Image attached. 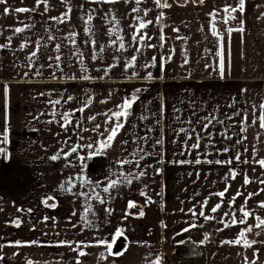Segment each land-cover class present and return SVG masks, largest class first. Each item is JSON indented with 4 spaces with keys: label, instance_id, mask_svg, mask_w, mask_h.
Listing matches in <instances>:
<instances>
[{
    "label": "crops",
    "instance_id": "crops-1",
    "mask_svg": "<svg viewBox=\"0 0 264 264\" xmlns=\"http://www.w3.org/2000/svg\"><path fill=\"white\" fill-rule=\"evenodd\" d=\"M166 2L170 7H157L155 0H48L47 9L37 0L0 3V246L13 250L3 255L9 264H245V257L264 264V240L247 248L222 243L256 225V217L264 219V167L257 163L264 159L258 119L264 104V0H244V10L231 14L233 24L216 29L220 36L212 35L210 14L222 21L225 6L236 7L239 0ZM69 8L63 23L51 19ZM89 14L93 20L86 25ZM136 17L152 21L140 30L142 42L132 40ZM24 25L29 27L23 32L14 31ZM111 28L116 32L109 35ZM134 93L111 146L90 155L114 126L108 115ZM55 100L61 103H49ZM65 112L71 122L62 127ZM88 143L94 147L65 155ZM53 155L59 158L53 161ZM129 173L139 178L122 182ZM110 180L121 183L105 193ZM129 201L136 207L129 209ZM241 206L252 215L231 224L224 213L239 220ZM190 224L197 227L183 232ZM117 228L123 230L119 238Z\"/></svg>",
    "mask_w": 264,
    "mask_h": 264
},
{
    "label": "snow or ice",
    "instance_id": "snow-or-ice-1",
    "mask_svg": "<svg viewBox=\"0 0 264 264\" xmlns=\"http://www.w3.org/2000/svg\"><path fill=\"white\" fill-rule=\"evenodd\" d=\"M6 0H0V3H5ZM103 2H107V3H112V2H115V0H103ZM137 4L140 3V0H136ZM200 2L202 3L203 0H200ZM41 3H43L45 5V8L47 9V4H48V0H37V5L39 6ZM155 4L157 7H163V8H167V7H170V5L166 2L164 3H161V0H155ZM244 10V0H239V3L236 7H232V6H225L224 8V13L226 14L225 15V18H224V22L227 23L229 19H234L235 17L232 16L231 14L232 13H235L237 11H243ZM16 12H28L30 11V9L28 8H16L15 9ZM71 11V9L69 8L68 9V12H65L62 14L61 17H51L52 20H55V21H58L59 23H63L66 19H69V15L68 13ZM133 12H137L139 11L138 8H133L132 9ZM4 12L5 13H8L9 12V9L8 8H5L4 9ZM145 15H147V10H145ZM212 15L213 17V20H215V12L210 14ZM161 17H163V13L160 14L159 17H157V20H160ZM136 19L139 21L138 25L136 26V29L135 31L133 32V35H132V40L133 41H136V40H139V41H143L145 39V36L143 34H141L140 30L146 28L148 26V24L152 23V21H145L143 19H141L140 17H136ZM93 20V16L91 14H89L87 16V18L85 19V24L88 25L91 23V21ZM112 20L115 21V17L113 16L112 17ZM116 23L118 24V21H116ZM29 25H24V27H16L14 29V31L16 33H20V32H23L25 30V28H28ZM85 31L86 32H91V29L86 27L85 28ZM174 31H179L178 29H174ZM228 33L231 34L233 31H243V28H239V29H232V28H228ZM116 32V29L115 28H111L109 29V35H112L113 33ZM212 35L213 36H220V33L217 32L216 30V27H215V24L213 23V26H212ZM75 36V33H71L69 34V39L70 41L75 44V40L72 39V37ZM179 38V37H178ZM49 39H54V37H49ZM161 39H163V36H161ZM118 40L120 41L119 43V48L120 49H124L125 45L123 43V37L122 36H119L118 37ZM91 43L93 44V46H95V40H92ZM111 43L113 45H115L117 43L116 40H112ZM37 44V49H39V46H40V42L37 41L36 42ZM27 45L26 44H22L21 47H26ZM61 46L59 44L56 45V50L59 51V48ZM100 51L102 52L103 51V47L101 46L100 48ZM37 55V52L36 51H33L30 56L28 57V59L31 61L33 57H35ZM217 56L219 57V70H220V75L221 77H223V67H224V60H223V45L221 44V50L219 52H217ZM96 56L94 55L93 56V59H95ZM49 59H52L51 57ZM55 59L57 61L60 60V57L57 56L55 57ZM155 59V58H154ZM136 60V57L133 56L131 58V61L132 62H135ZM187 62V61H185ZM81 65H83V61L81 60ZM132 64L129 63L128 65H126V67H131ZM81 71L82 72H86V69L84 67H81ZM37 75H39V73H37ZM133 75H136V73H133ZM82 79H90V77H88L87 75H84L83 77H81ZM149 78H151V74H149ZM139 91V90H137ZM73 97L69 96L68 97V100H72ZM137 99V96L136 94L134 93L131 97H126L123 99V102L117 106L118 110L116 111H111L110 115H108V121H113V118H115V123H114V126L111 127L110 130H108V134L106 136L105 139H102L101 141H99V148L97 150L96 153H90V155L92 154H99L100 151L102 150H105L107 148H109L111 146V143L112 141L114 140V138L116 137L118 131L124 126L123 122H122V118H127L128 115H129V110L132 108L134 102L136 101ZM50 104H53V105H57V104H60L61 101L60 100H55V101H49ZM88 103H90V100L88 101ZM88 103H86L84 105V107H87L88 106ZM261 108V115L259 116V127L264 129V104H262L260 106ZM84 109L81 108L80 111H83ZM62 117H63V120H64V123L61 125L62 127H66L68 123L71 122V119H70V113H62L61 114ZM53 116H55V112H53ZM89 119H95V117H89ZM247 117L245 116V121H246ZM253 123H256V121H253ZM99 127V125H97V128ZM180 131H185V129H180ZM241 132H245L246 131V128H241L240 129ZM103 135V134H101ZM197 140H199V137H197ZM241 141L240 140H237V143H240ZM157 143H160V141H157ZM78 147H86L88 149H92L94 147V145L92 143H88L87 145H83V146H73L71 148V152L70 153H66L65 155H70L71 153H75L77 152V148ZM192 148H198L199 147V143L197 142L196 144H193L191 145ZM229 149L228 148H225L223 149V151L227 152ZM59 158L58 155H53L52 157H50L51 160H57ZM81 159H83V157H81ZM236 160H239L240 159V156L239 154H237V156L235 157ZM130 161H119V163H129ZM208 163H212V161H206ZM232 161L231 160H228V161H221V160H216L215 163L216 164H222V163H227V164H230ZM180 163H189V161H181ZM195 163L199 164L201 163V161L199 159H197L195 161ZM257 163L261 166V167H264V159H260L257 161ZM140 176L144 175L143 172H141L139 174ZM231 176L232 178L234 179L235 176H236V173L235 171H233L231 173ZM139 177H133L130 173L126 176L123 177V181L124 183H127V184H131L133 179H138ZM250 181L248 180L247 176H245V179H244V183L245 184H248ZM261 183H264V180L260 181ZM70 183V181H69ZM121 183V181H117V180H110L107 184V186H105L103 188V192L105 193H108L109 190L111 188H114L117 186V184ZM61 189L65 190V191H71V186L67 189H64V186L61 185ZM225 191H227V189H225ZM81 195H85L84 193H81ZM141 195H145L144 192H141ZM216 195L220 196V197H223L224 196V192H220V193H217ZM237 195H240V193L238 192ZM253 195L252 193L249 194V196ZM50 199V198H49ZM96 199L99 200L101 203H104V201L101 199V197L99 196V194L96 195ZM235 201V197H233V200L231 203H234ZM149 202H150V198H149ZM45 203H47V200H45ZM205 204L207 203L206 201L204 202ZM53 207L55 205H52ZM261 207H264V202H261ZM136 207V204L134 201H129L128 202V208L131 209V208H134ZM221 207L220 204H217L216 206H214L211 211L213 213L217 212V210ZM90 210V206L88 208L85 209V213H87L88 211ZM110 212V210H108ZM189 211L192 213L193 216H196L197 213L195 212L194 209H189ZM239 211L242 213V217L237 220L236 219V216H235V213H224L225 216H231V224H244L246 219L252 215L251 212L247 211L243 206L240 207ZM139 215L140 216H143L144 213L143 211L141 210L139 212ZM200 216H204L205 219H212L213 217H209V216H205L204 212L201 211L199 213ZM256 220L258 221V223L255 225V227L257 228H260V227H264V219H261L260 217H256ZM222 223H224L225 227H229V223L226 222V221H221ZM18 226V225H17ZM197 227V225L195 224H190L189 228H185L183 229L182 231L183 232H188L190 228H195ZM252 225H249L247 228H244L242 229L237 238L234 239V240H231V241H223L222 243H230V244H234V245H243L245 248L247 247H251L254 243H256L255 241H251L249 239H247V236H246V233L248 232H251L252 231ZM121 235H123V230L120 229V228H117L116 229V232H115V236L117 238H119ZM17 245H20V241H16L15 242ZM32 243H35V242H32ZM61 244H66V243H69V242H65V241H61L60 242ZM98 243L100 244H106L107 242L104 241V240H100L98 241ZM201 243H203V241H201ZM108 249L110 250L112 245L111 244H108L107 245ZM79 255L80 256H84L86 255V253L83 251V250H80L79 251ZM101 256L103 257V254H101ZM29 264H32L31 261H29ZM155 264H159V259H157L155 261ZM245 264H254V262L252 261H248L247 258L245 257Z\"/></svg>",
    "mask_w": 264,
    "mask_h": 264
},
{
    "label": "built area",
    "instance_id": "built-area-1",
    "mask_svg": "<svg viewBox=\"0 0 264 264\" xmlns=\"http://www.w3.org/2000/svg\"><path fill=\"white\" fill-rule=\"evenodd\" d=\"M213 23L215 24L216 29L222 32L225 31L229 25L233 24L231 20H228V22L225 23L224 20L220 21L217 19H215ZM246 236H247V239L251 241L260 242L264 240V227L257 228L254 225L252 227V231L246 233Z\"/></svg>",
    "mask_w": 264,
    "mask_h": 264
},
{
    "label": "rangeland",
    "instance_id": "rangeland-1",
    "mask_svg": "<svg viewBox=\"0 0 264 264\" xmlns=\"http://www.w3.org/2000/svg\"><path fill=\"white\" fill-rule=\"evenodd\" d=\"M189 6H192V5L190 4ZM11 252H13V250L11 251V247L2 248L0 246V264H4V262H8V264L10 263V261L8 260V257H3V255H6V254L9 255Z\"/></svg>",
    "mask_w": 264,
    "mask_h": 264
},
{
    "label": "trees",
    "instance_id": "trees-1",
    "mask_svg": "<svg viewBox=\"0 0 264 264\" xmlns=\"http://www.w3.org/2000/svg\"><path fill=\"white\" fill-rule=\"evenodd\" d=\"M177 2H183L184 0H176Z\"/></svg>",
    "mask_w": 264,
    "mask_h": 264
}]
</instances>
